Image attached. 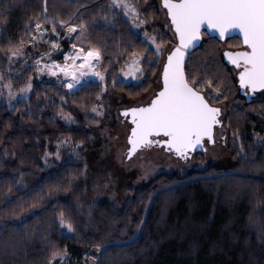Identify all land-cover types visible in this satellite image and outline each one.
<instances>
[{
	"label": "trees",
	"instance_id": "1",
	"mask_svg": "<svg viewBox=\"0 0 264 264\" xmlns=\"http://www.w3.org/2000/svg\"><path fill=\"white\" fill-rule=\"evenodd\" d=\"M109 2L49 0L48 14L68 19L70 12H77L87 19L100 12L101 6L108 12ZM160 5L157 0L147 9L139 0L142 14L152 17L149 31L166 46L170 36L161 25ZM3 7L7 11L0 24L6 19L7 32L0 39V76L20 89L35 74L29 65V37L36 32L28 31L24 25L29 16L41 11L42 0H5ZM108 14L116 21L111 30L102 26L96 30L108 44L100 60L106 92H101L99 81H89L71 91L63 83L33 78L27 100L18 99L12 109L0 102V264H44L49 255L45 235L61 249H67L64 264H85V252L79 247L94 249L97 243L106 249L100 253L94 250L102 264H264V167H260L264 145L256 143L253 135L255 132L264 136V97L256 94L249 99L242 93L237 70L224 59L225 50L243 47L237 36L220 40L203 31L200 46L188 58L215 65L231 87L228 99L221 97L216 105L224 103L227 111L223 123L228 132L230 162L203 171L161 173L143 187L131 190L132 198L121 209L92 201V191L83 179L84 155L91 148L93 135L100 136L106 129L103 118L95 116L92 107L102 104L109 116L114 103L143 98L161 73L160 58L151 64L142 59L144 73L138 81H119L121 69L131 60L130 54L147 56L151 47L142 43L139 32L130 30L121 13ZM45 27L51 25L46 23ZM57 30L61 31L59 26ZM7 37L23 39L21 50L29 55V61L5 58ZM91 43L101 47L95 33ZM212 53L214 59L209 60ZM61 109L73 116L71 122L62 118ZM96 119L99 126L92 123ZM237 129L250 158L247 164L239 163V142L232 139ZM63 138L73 144L84 140L86 149H78L80 158L65 153L62 160L46 164L45 152L55 154L57 142ZM17 180L23 183L17 184ZM33 204L37 207L30 208ZM70 207L78 209V220L87 224L75 236L63 235L55 222L56 213L67 212ZM140 220L144 223L138 230ZM6 242L13 247L5 248Z\"/></svg>",
	"mask_w": 264,
	"mask_h": 264
},
{
	"label": "snow or ice",
	"instance_id": "2",
	"mask_svg": "<svg viewBox=\"0 0 264 264\" xmlns=\"http://www.w3.org/2000/svg\"><path fill=\"white\" fill-rule=\"evenodd\" d=\"M5 0H0V18L7 11L3 7ZM157 0H143V4L147 9L153 7V3ZM162 6L166 9L167 17H170V24L174 29V38L178 40L175 47L167 51L166 62L162 65L163 71L158 83L159 91L147 103H140L138 106L127 107L122 111L125 117H131V124L127 134V147L121 155L125 160L131 162L138 153L142 154L151 150L153 147L164 146L168 153L174 154L178 159L188 162L192 159V154L201 149L207 152L205 142L211 145L216 144V128H223L222 107L216 106L217 102L223 97L228 99V93L231 92V87L224 82L222 75L219 73L215 65L204 61L203 63H195L186 60V54L189 50L196 46V43L201 39V28L205 25L218 32L219 37L223 38L229 34L231 30H239L242 34V43L245 46L244 50L226 51L224 56L238 70L239 85L245 91L246 96H251L258 89L264 90V0H162ZM49 0H42L41 11L38 14L29 16L25 22V29L30 32H36L41 37L46 33H55L57 39L60 38V32L57 31V26L64 32L65 37L76 42L71 44V48L76 50V59L82 60L80 64V76L75 74L76 65L65 64L61 66L55 61L51 64H45L39 68V72L48 70L51 75H56L53 69L67 75L72 71V80L66 84L68 89L83 87L88 80H83L85 76L98 78L101 84V92H106L104 85V75L101 72L94 71L95 66L102 58V49L108 47L106 37L96 30L99 27L111 30V26L116 23L113 16L108 12L121 13L127 20L130 30H138L142 26L149 25L152 22L150 15H143L137 3L132 0H110L108 4V12L101 11L95 15H90L85 18L83 13L79 15L77 12H70L68 19H61L59 15L51 16L48 14ZM41 17L43 19H41ZM6 19L4 24H0V39H4L7 28ZM50 24L51 28L45 27V24ZM93 33L96 34L97 40L101 47H97L91 43ZM75 34V36H73ZM142 43L148 44L151 47V53L147 56L137 52H132L131 63L128 67L130 71L123 72L125 77L131 76L134 80L137 79V73L143 75L144 68L141 65V60H146L149 64L154 60H158L165 53V48L162 43L156 42V37L150 36L147 31L142 33ZM162 39V37H161ZM35 41V37H29V42ZM78 44L83 46L78 48ZM52 48H58L56 41L51 42ZM24 47L23 39L13 40L7 37V47L3 54L5 58L11 61L13 58H21L24 56L21 49ZM147 51V49H146ZM45 55H49L46 53ZM67 59V56L65 57ZM209 60L214 59V53L209 55ZM37 64L41 61L37 60ZM92 70V71H87ZM3 77L0 76V80ZM116 81L113 80V84ZM7 88V106L9 109L14 108L13 99L16 94L11 91V83L3 85ZM31 78L23 88L19 90V99L27 100L28 93L32 91ZM2 94V93H0ZM63 100V97H61ZM102 99V97H98ZM103 105L93 106L91 111L97 117H102L104 112ZM31 115V113H29ZM60 115L67 121H72L73 117L70 113H64L61 109ZM23 118V117H21ZM92 123L99 126L98 119ZM10 126V125H9ZM231 126V120H229ZM106 129H102V132ZM256 143L264 145V136L259 133H253ZM226 142V137H220ZM234 143L239 142L237 156L239 163L247 164L250 158L247 152L244 151L243 141L240 140L239 130L232 132ZM84 140L73 142L65 138L57 143V148L60 145H69L70 151L76 158L79 157L78 149L84 146ZM254 147V145H250ZM7 155V150H5ZM13 155L15 153L13 152ZM55 155L59 158V150L53 154L45 152L44 160L47 164V158ZM139 167L144 169L143 175L146 177L150 171L151 161H146L143 155L139 157ZM87 169V164L84 165ZM260 167H264V161ZM23 176V173H21ZM17 184H22V180H17ZM95 187H99L98 185ZM105 188L108 184L105 183ZM67 190V189H65ZM97 196L103 195L101 192L96 193ZM35 208L37 205L29 206ZM21 211L23 209L21 208ZM16 215L15 210L12 212ZM80 213L78 209L69 208L67 212L61 210L56 213V224L63 235L75 236L82 227H87V224H81L78 220ZM91 217V212L88 213ZM22 223V221H21ZM143 220L137 224L139 230ZM45 246L48 250V258L44 264H64L67 256V249H61L57 242L45 235ZM5 248H12L11 243H5ZM97 253L102 250L101 244L97 243L93 246ZM102 264L97 256L85 257V264Z\"/></svg>",
	"mask_w": 264,
	"mask_h": 264
},
{
	"label": "rangeland",
	"instance_id": "3",
	"mask_svg": "<svg viewBox=\"0 0 264 264\" xmlns=\"http://www.w3.org/2000/svg\"><path fill=\"white\" fill-rule=\"evenodd\" d=\"M159 4L161 0H158ZM135 3L134 0H132ZM160 12H161V25L164 30L170 36V43L164 46L165 53L163 56L160 57L161 59V69L162 65L165 62L167 51L176 45V39L173 35V30L169 21V18L166 15L165 9L160 5ZM50 29V28H49ZM59 31V30H57ZM139 32L141 35L144 31H147L150 36L156 37L157 36L152 34L151 31L148 29V25L142 26L140 29L135 30ZM60 38L57 39L55 33H46L41 37L39 34L35 33V41L31 43L32 48V58L29 65H32L35 70V74L31 77V82L33 78L38 80H53L60 83H63L65 86L67 83L71 82L72 80V71L70 70L67 75L64 73L59 72L56 69L52 71L56 72V75H51L48 70L44 72H39L38 69L44 67L45 64H51L52 61H55L57 64L64 66L72 65L75 63L76 69L75 74L80 76V64L82 60L76 59V50L71 48V44L76 42L74 39L70 40L65 37L64 32L61 30ZM75 36V34H73ZM56 41L58 48L53 49L51 42ZM83 45L78 44V48ZM24 53V56L21 58H13L12 61L16 60H23L29 61L28 54L25 53L24 50H21ZM49 53V55H45ZM67 56V59L65 57ZM40 60L41 63L37 64L36 61ZM131 63V60L125 65L123 72L130 71L128 65ZM142 64V60H141ZM160 69V71H161ZM92 71V70H87ZM94 71L101 72L104 77L105 74L103 73L100 62L95 66ZM121 71L119 76V81L123 82L124 84L136 82L138 81L139 77L141 76L137 73V79H133L131 76L125 77ZM16 73V72H14ZM160 76L161 73L159 72L157 78L155 79V84L149 93H147L143 98L137 101H119L114 103L111 114L109 116L105 115L104 108L99 109L104 112V115L101 117L103 118V122L106 123V131L105 133L102 132L99 135H93L91 148L86 151L84 155V163L87 164V169L84 172V182L92 191L91 199L92 201L97 202H107L110 205L121 209L125 206V204L132 198L131 190H137L147 183H149L155 176L166 173V174H174L176 172H192V171H203L210 166L214 167H222L230 162V152L227 148V139H228V132L225 125L223 128L220 126L216 128V144L215 146L211 145L206 141L205 148L207 152L200 151L195 153L192 156V159L188 162L182 161L178 159L174 154L168 153L163 148H152L149 151H146L142 154L138 153L136 157L133 158L131 162L124 159L121 155L127 147V134L129 132V121L122 115V110L127 107H134L138 106L140 103H147L153 95L159 90L157 86L160 83ZM83 80L88 81H98L96 77L85 76L82 78ZM9 84L4 79L0 80V102L8 103L7 100V92L8 89L2 87L3 85ZM105 84V79H104ZM12 85V84H11ZM79 86L73 89H69L71 91H75ZM21 89V88H20ZM20 89H15L13 86L11 91L16 94V98L13 99V104L19 99ZM68 89V88H67ZM31 92V91H30ZM28 93V96L30 94ZM27 96V97H28ZM258 98L264 97V91L257 93ZM222 107V120L225 119L226 116V107L224 103L220 104ZM96 116V114L94 113ZM72 116V115H71ZM73 117V116H72ZM63 118V117H62ZM64 119V118H63ZM67 121V120H66ZM71 122V121H68ZM226 137V142L220 139L221 136ZM63 138L60 141H63ZM59 142V141H58ZM57 142V143H58ZM81 148H85L86 146H82ZM69 145L61 144L59 147V158H56L55 155L49 156L47 158V164L53 161H60L63 159V154L73 153L69 150ZM80 149V148H79ZM57 150V151H58ZM143 155L146 161H151L149 165L150 168L154 169V171H150L149 174L145 177L143 175L144 169L139 167L140 159L139 157ZM199 158H202V161H199ZM45 161V160H44ZM105 183L108 184V187L105 188ZM99 187H95V186ZM101 192L103 195L97 196L96 193ZM80 250L85 252V257H92L96 256L94 253V249L92 248H83L79 247ZM84 257V263H85ZM90 264V261H89Z\"/></svg>",
	"mask_w": 264,
	"mask_h": 264
},
{
	"label": "water",
	"instance_id": "4",
	"mask_svg": "<svg viewBox=\"0 0 264 264\" xmlns=\"http://www.w3.org/2000/svg\"><path fill=\"white\" fill-rule=\"evenodd\" d=\"M161 6H162V0H161ZM162 7H163V6H162ZM164 9H165V8H164ZM165 11H166V9H165ZM168 18H169V21H170V17H168ZM171 27H172V26H171ZM172 30H173V32H174V29H173V28H172ZM203 31H206V32L208 33V35H210L211 37H217V38H219L220 40H225L226 38L237 36V37H239V38L241 39V41H242V34L239 32V30H231L227 36L221 38V37H219V34H218V32H217L216 30L211 29V28L207 27V25H205V26H203V27L201 28V33H202V35H201V39L196 43V46L193 47V48H191V49L189 50V52L186 54V60H188L189 55H190V54H191L196 48H198V47L200 46V44H201V42H202V39H203ZM177 43H178V40L176 39V44H177ZM242 44H243V43H242ZM174 47H175V46H174ZM244 48H245V46L243 45V47L240 48V49H236V50H230V49H227V50H225L224 52H226V51H240V50H244ZM224 52H223V53H224ZM166 56H167V55H166ZM223 56H224V55H223ZM224 59H225L226 63H227L229 66L235 68V66H234L233 64H231V62L227 59L226 56H224ZM165 62H166V59H165ZM165 62H164V63H165ZM235 69H236V68H235ZM236 70H237V69H236ZM162 71H163V68L161 69V74H162ZM237 79H238V84H239L238 70H237ZM239 86H240V85H239ZM240 88H241V87H240ZM158 91H159V90H158ZM158 91H157V92H158ZM261 91H264V90L258 89V90H257L255 93H253L251 96H248V98L250 99L251 97L255 96L258 92H261ZM241 92H242V93H245L244 89L241 88ZM122 111H123V110H122ZM122 111H121V112H122ZM217 127H219V126H217ZM200 151H203V150H201V149H197L195 152L197 153V152H200ZM195 152H194V153H195Z\"/></svg>",
	"mask_w": 264,
	"mask_h": 264
},
{
	"label": "flooded vegetation",
	"instance_id": "5",
	"mask_svg": "<svg viewBox=\"0 0 264 264\" xmlns=\"http://www.w3.org/2000/svg\"><path fill=\"white\" fill-rule=\"evenodd\" d=\"M125 117V116H124ZM128 121H129V123L131 124V117L130 116H128V117H125ZM206 143V142H205ZM153 148H155V147H153ZM158 148H163V150H165L166 152H167V150H166V148L164 147V146H159ZM196 153V152H195ZM195 153H193L192 154V156L195 154Z\"/></svg>",
	"mask_w": 264,
	"mask_h": 264
}]
</instances>
